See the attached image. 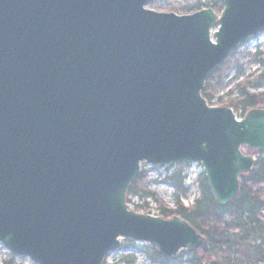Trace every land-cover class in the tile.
<instances>
[{"label":"water","instance_id":"obj_1","mask_svg":"<svg viewBox=\"0 0 264 264\" xmlns=\"http://www.w3.org/2000/svg\"><path fill=\"white\" fill-rule=\"evenodd\" d=\"M155 0H0V244L34 264H103L120 239L164 258L205 242L177 216L129 210L142 163L198 164L227 206L264 153V109L243 118L201 92L264 32V0L218 14ZM203 264H221L214 259Z\"/></svg>","mask_w":264,"mask_h":264},{"label":"trees","instance_id":"obj_2","mask_svg":"<svg viewBox=\"0 0 264 264\" xmlns=\"http://www.w3.org/2000/svg\"><path fill=\"white\" fill-rule=\"evenodd\" d=\"M202 8H211L220 13L223 9V0H208L203 3L201 0H196L195 4L186 7V14ZM233 57L234 53L230 54L205 83L201 95L210 106H213L211 102L215 97L216 89L221 86L222 79L227 75V68L235 66L238 75L242 71L237 62L231 64L234 62ZM251 58V63L264 66V57L260 58L259 53L252 55ZM250 84L251 82L248 81L237 83L235 85L237 97L226 103V106L233 112L239 113L240 117L252 108H264V92L249 93L247 90ZM263 85L264 73L260 72L255 76L252 87L257 89ZM185 167L183 164L179 165L177 170L165 179L174 190V208L166 207L154 193L145 188L146 172L144 171H140L130 185L127 203L128 197L133 196H139L144 200L150 199L155 203L160 218L169 219L177 216L201 234L205 242L193 254L186 255V262L189 264H203L211 255L217 253L221 255V264H264V222L261 221L264 214V158L256 160L250 174L240 177L239 193L225 207H220L215 202L203 174L198 176L195 184L199 197L194 200L192 206L184 207L180 198L188 191L184 186ZM146 256L153 264H168L178 259H166L156 252ZM131 262L132 260L128 261Z\"/></svg>","mask_w":264,"mask_h":264},{"label":"rangeland","instance_id":"obj_3","mask_svg":"<svg viewBox=\"0 0 264 264\" xmlns=\"http://www.w3.org/2000/svg\"><path fill=\"white\" fill-rule=\"evenodd\" d=\"M208 0H201V2H207ZM215 1V0H210ZM196 0H155L146 5V8L160 13H175L177 15L186 14V7L195 4ZM233 60L231 64L238 63L241 67V73H236V67L227 68V75L222 79L221 86L216 89L215 97L212 99V105L214 107H227L226 103L237 97L235 85L239 82L248 81L251 82L248 87L249 93H262L264 92V85L260 88H253V82L255 76L260 72L264 73V66L251 63L252 55L259 53L260 58L264 57V32L254 37H251L236 50H234ZM231 53V54H232ZM230 56V55H229ZM237 117L239 113L235 114ZM239 118V117H238ZM245 155L254 157L255 160L264 158V153L258 151H249L246 148L242 149ZM178 168V165H168L163 168H157L148 164H141L140 171L146 172V180L144 186L147 190L154 193L159 201H161L166 207L174 208V190L169 183L165 181L166 177L174 173ZM200 174H203V169L198 164L186 165L183 169V175L185 176V188L188 189L187 194L180 198L181 203L184 207H190L193 205L194 200L199 197L197 191L196 180ZM130 204L133 207L142 206L145 207V211L150 213H156L153 208L156 205L151 200H144L138 197H128ZM264 222V214L261 218ZM156 250L144 242H137L129 239H120V247L117 252L110 254L106 260V264H152L147 258V254H152ZM187 252L182 251L174 258H178L176 262H169L168 264H189L186 262ZM210 259L222 261L221 255H211ZM132 260L131 263H128ZM231 260H233L231 258ZM4 262L13 264H34L28 258H21L12 255L0 244V264Z\"/></svg>","mask_w":264,"mask_h":264}]
</instances>
